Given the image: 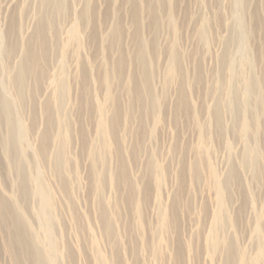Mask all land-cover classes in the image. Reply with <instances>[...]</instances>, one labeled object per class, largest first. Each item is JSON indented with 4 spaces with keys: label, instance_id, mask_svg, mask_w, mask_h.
I'll use <instances>...</instances> for the list:
<instances>
[{
    "label": "rangeland",
    "instance_id": "rangeland-1",
    "mask_svg": "<svg viewBox=\"0 0 264 264\" xmlns=\"http://www.w3.org/2000/svg\"><path fill=\"white\" fill-rule=\"evenodd\" d=\"M45 4L0 0V264H13L17 230L31 242L20 264L47 249L45 264H264V0ZM38 20L51 50L19 94L18 65L38 66Z\"/></svg>",
    "mask_w": 264,
    "mask_h": 264
},
{
    "label": "bare ground",
    "instance_id": "bare-ground-1",
    "mask_svg": "<svg viewBox=\"0 0 264 264\" xmlns=\"http://www.w3.org/2000/svg\"><path fill=\"white\" fill-rule=\"evenodd\" d=\"M156 1V0H155ZM158 1V0H157ZM234 1V0H233ZM86 2V1H85ZM218 2V1H217ZM148 3V2H147ZM86 4V3H85ZM154 5L156 4L155 2L153 3ZM169 4V3H168ZM237 4V3H236ZM137 5V4H136ZM148 5H149V3H148ZM167 5V4H166ZM170 5V4H169ZM235 5V4H234ZM150 6H151V3H150ZM149 6V7H150ZM240 6V5H239ZM238 6V7H239ZM87 7V6H86ZM137 7V6H136ZM235 7H237V6H235ZM237 7V8H238ZM44 8L47 10V11H49V10H52V12H55V11H58L59 10V12L60 11H62V10H64V8H65V0H46V4H45V6H44ZM147 8H148V6H147ZM150 8H152V7H150ZM154 8V7H153ZM152 8V9H153ZM236 8V9H237ZM137 10V9H136ZM151 10V9H150ZM149 10V11H150ZM154 10V9H153ZM153 10H151V11H153ZM238 11V10H237ZM42 12H43V10H42ZM44 12H46V11H44ZM59 12H57V13H59ZM154 12V11H153ZM155 12H156V8H155ZM239 12V11H238ZM242 12V11H241ZM56 14V13H55ZM242 14V13H241ZM57 15V14H56ZM242 17L241 18H243V15H241ZM51 17H53V16H51ZM236 17V16H235ZM132 18H135L134 16L133 17H131V19ZM137 19V18H136ZM40 20V19H39ZM38 20V21H39ZM138 20V19H137ZM236 21V20H235ZM45 22H46V20H45ZM45 22H43V21H39V24L37 25V27H36V29H35V32H34V34L37 36V38L39 39L38 41V44H37V47H38V51H37V47H36V49H35V51L32 49H30L31 51H29V52H31L32 54H33V51L35 52V54H36V52H38V61H37V64H38V66L36 67H33V63L31 62V61H29L28 60V58L26 59V60H24L23 58V60H22V62H21V64L20 65H18V70H17V72H16V79H18V81H19V83L17 82V84H18V86H17V88H18V90H19V94H21L22 93V91L24 90V86H25V83H24V79L26 78V76L28 75V73L29 72H33V71H37L38 73H35V77L38 79V80H40L41 78V76L42 75H44V74H42V73H45V72H43L44 71V68H45V66H44V68H42V66H41V63H42V61L44 62L46 59L48 60V52L51 50L50 49V45L48 44V42H47V37H46V32H41L40 31V29L43 31V24L45 23ZM134 22V21H133ZM132 22V24H134ZM139 23V22H138ZM157 23V22H156ZM156 23H154L155 25H156ZM236 23H237V25L240 27V25H241V21H240V19L238 18L237 19V21H236ZM264 22H262V23H260L259 25H260V28H261V24H263ZM114 24H116V26L115 27H117V23L115 22ZM136 24V23H135ZM243 24V23H242ZM139 25V24H138ZM259 25H258V27H259ZM264 25V24H263ZM120 26V25H119ZM135 26V25H134ZM244 26V25H243ZM115 27H113V29H112V31H114V32H117V30H116V28ZM139 27V26H138ZM156 27H158V23H157V26ZM119 27H117V29H118ZM136 28V27H135ZM237 28V27H236ZM262 28H263V26H262ZM140 29V28H139ZM240 30V32H238L239 33V38L241 39V38H243V31L244 30H241V27L239 28ZM244 29V28H243ZM264 29V28H263ZM55 30V29H54ZM138 30V29H137ZM139 32V31H138ZM237 32V31H236ZM45 33V34H44ZM237 33V34H238ZM245 33V32H244ZM58 34V33H57ZM56 34V35H57ZM119 34V33H118ZM54 35V34H53ZM111 35H115L114 33L112 34L111 33ZM138 35V34H137ZM51 37H52V35H51ZM72 39H74V40H76L77 41V38H78V33H77V31H75V32H73V33H71V36H70ZM112 37H114V36H112ZM116 37H118V36H116ZM140 37V36H139ZM33 38V37H32ZM55 38H56V36H55ZM111 38V37H110ZM34 39V38H33ZM112 39V38H111ZM116 39V38H115ZM239 39V40H240ZM52 40V39H51ZM50 39H48V41H51ZM114 40V39H113ZM118 40V39H117ZM26 41H28V40H26ZM34 41V40H33ZM36 41V40H35ZM56 41V40H55ZM52 42H54V41H52ZM112 42L110 41V44H111ZM34 44V43H33ZM32 44V45H33ZM52 44V43H51ZM54 45H55V43H53ZM27 45V44H26ZM30 45H31V43H30ZM54 45H53V47H54ZM79 45V44H78ZM138 46V45H137ZM27 47V46H26ZM31 48H32V46H30ZM55 48H56V46H55ZM119 48H121V47H119ZM147 48V47H146ZM54 49V48H53ZM144 49H145V47L143 48V44L141 43V45H139V48H138V51H137V54H136V57H137V59L138 60H141V62H142V60H144L143 59V54H144ZM246 49V48H245ZM118 50V49H117ZM147 49H145V51H146ZM23 52H24V50H23ZM27 52V51H26ZM25 52V53H26ZM53 52V51H52ZM65 53V52H64ZM248 52H247V49H246V54H247ZM31 54V55H32ZM50 54V53H49ZM52 54V53H51ZM23 55V54H22ZM120 55V54H119ZM244 55V54H243ZM121 56H122V54H121ZM244 56H246V55H244ZM25 57V56H24ZM36 57H37V55H36ZM120 57V56H119ZM123 57V56H122ZM239 57V55L237 56V58ZM142 58V59H141ZM244 58H246V57H244ZM248 58V57H247ZM36 59V58H35ZM231 59V58H230ZM37 60V59H36ZM53 60H54V58H53ZM56 60V59H55ZM117 60V59H116ZM239 60V59H238ZM242 60L243 59H241V62H242ZM249 61H250V57H249V59H248ZM50 61V60H49ZM249 61L247 62V63H249ZM54 62V61H53ZM64 62H65V59L63 60V57L59 60V63L58 64H60V70H61V72H65L66 70H65V68H67V67H65V64H64ZM123 62V58H119L118 59V61H116V64H115V69L117 68V69H121V67L120 66H122V63ZM240 62V63H241ZM251 62V61H250ZM35 63V62H34ZM40 63V64H39ZM49 63V62H48ZM48 63H47V65H48ZM170 63V62H169ZM243 63V62H242ZM242 63H241V65H242ZM246 63V64H247ZM42 64H44V63H42ZM175 65H176V61H175V63H174ZM46 65V64H45ZM46 65V66H47ZM230 65V64H229ZM244 65V64H243ZM248 65V64H247ZM124 66H125V64H124ZM173 66V65H172ZM172 66H171V64H170V67L172 68ZM236 66V65H235ZM148 67V66H147ZM146 67V68H147ZM82 68H83V66H82ZM81 68V69H82ZM86 69H87V67H85ZM145 67H143V72H142V76H143V78H144V81H145V86H144V89H145V91L144 90H140V93H138V94H140L141 95V93L143 92V93H146L147 95H149V97H150V100L152 99V98H154L153 97V93H151L153 90H151L150 89V86H151V80H152V75H151V73H149V70H147ZM175 68V67H174ZM233 68V67H232ZM43 69V70H42ZM84 69V68H83ZM116 69V70H117ZM122 70V69H121ZM231 70V69H230ZM86 71V70H85ZM173 70H171V72H172ZM42 72V73H41ZM47 72V71H46ZM81 72H83V73H81L82 75H85V73H84V70L82 71L81 70ZM88 72V71H87ZM42 74L40 77H39V74ZM32 74V73H31ZM63 74V73H62ZM88 74V73H87ZM87 74H86V77L85 78H87V77H89V76H87ZM150 74V75H149ZM46 75V74H45ZM58 75V74H57ZM65 75H66V73H65ZM89 75V74H88ZM170 75H171V73H170ZM33 76V75H32ZM59 76V75H58ZM44 77V76H43ZM55 77H56V75H55ZM54 77V78H55ZM65 77L66 76H64V78L63 79H65ZM82 77V76H81ZM84 77V76H83ZM1 78V77H0ZM40 78V79H39ZM33 79V78H32ZM35 79V78H34ZM63 79H56L55 80V82H56V84H57V86H58V88L56 89L57 90V95L58 96H60L61 97V93L63 92L64 93V90H66V87L67 86H65V84L66 83H64V81H63ZM36 80V79H35ZM251 80V79H250ZM54 81V80H53ZM245 81H246V79H245ZM251 82V81H250ZM255 81H253V83H254ZM27 83V82H26ZM245 83V82H244ZM243 83V84H244ZM261 82L259 81V82H257V84L259 85ZM1 85V84H0ZM15 85V84H14ZM38 85V84H37ZM246 85V84H245ZM16 86V85H15ZM238 86V85H237ZM241 87H242V85H241ZM245 87H247V86H245ZM244 87V88H245ZM250 87H252V82L250 83ZM3 88V87H2ZM1 88V89H2ZM16 88V89H17ZM3 90V89H2ZM150 90H151V92H150ZM4 92H6V93H4V92H2V95L4 94L6 97H7V101L5 100L4 101V104L6 103V104H10V107H11V104L13 105L15 102H14V100H19L18 98H10V97H8V95H7V91L6 90H3ZM62 91V92H61ZM142 91V92H141ZM243 91H244V89H243ZM245 91H247V92H250V88H247V90H246V88H245ZM246 92V93H247ZM0 93H1V91H0ZM62 93V94H63ZM143 93H142V95H143ZM231 93L233 94V90H231ZM245 92H244V94H246ZM251 93V92H250ZM11 94V93H10ZM17 94V93H16ZM15 94V95H16ZM18 94V95H19ZM54 94H55V92H54ZM248 94V93H247ZM145 95V94H144ZM1 96V95H0ZM13 96V95H12ZM22 96V95H21ZM54 97H55V95H53ZM15 97V96H14ZM246 97V96H245ZM2 99H3V97H1ZM1 98H0V101H1ZM58 98V100H61V98H63V97H61V98H59V97H57ZM230 98V97H229ZM21 99V98H20ZM57 100V101H58ZM146 100V99H145ZM155 100V99H154ZM3 101V100H2ZM149 101V100H148ZM153 102V101H152ZM18 103V102H17ZM61 103V102H60ZM244 103H246V100L244 101ZM1 104H3V103H0V105ZM5 104V105H6ZM16 104V103H15ZM21 104V103H20ZM20 104H18V105H20ZM17 105V106H18ZM59 105V104H58ZM245 106H246V104H244ZM20 107V106H19ZM22 107V106H21ZM26 108V107H25ZM12 109V108H11ZM117 109V108H116ZM215 109V108H214ZM7 110V109H6ZM34 110V109H33ZM102 109L101 108H99L98 109V112H99V114L101 113V119H100V121H99V124H98V131H99V133L103 136V139L105 140V142H104V146L105 147H107V145H108V140H106V136L108 135L107 134V130H108V127H107V124H106V122H105V118H104V114H103V111H101ZM216 110V109H215ZM1 111V110H0ZM116 111V110H115ZM8 112V111H7ZM13 113H12V119H13V121L11 122L14 126H16V124H18L19 126L18 127H20V129L22 128L23 129V127H21L22 126V123H21V121H20V117H19V115H18V113H17V111L16 110H14V111H12ZM0 113H2V112H0ZM20 113V112H19ZM113 117L115 116V114L114 115H112ZM244 117V116H243ZM11 118H9V120H10ZM111 119H115V118H111ZM8 119H7V121H9ZM10 123V122H9ZM10 123V124H11ZM244 123V122H243ZM242 123V124H243ZM67 124H68V122H67ZM66 124V126H68ZM245 124H247V122L245 123ZM10 126V125H9ZM49 126V125H48ZM115 126H116V124H115ZM246 126V125H245ZM243 128V127H242ZM246 128H247V126H246ZM9 129H12L11 127L9 128ZM8 129V132L9 131H12V130H9ZM15 130V129H14ZM14 130H13V132H14ZM244 130V129H243ZM23 131V130H22ZM10 133V132H9ZM45 133L46 132H44V135H45ZM11 134H13V133H11ZM16 134V133H15ZM10 135V134H9ZM14 137V135H12V138L11 139H14L13 138ZM22 137V136H21ZM15 140V139H14ZM22 140V139H21ZM61 140H64V142L66 141V139H61ZM62 142V144H64V142L63 141H61ZM62 146V145H61ZM65 146V145H64ZM9 147V146H8ZM11 147V146H10ZM8 152H10V151H8ZM12 152V151H11ZM11 156V155H10ZM148 168H150V167H148ZM147 168V169H148ZM217 181V180H216ZM23 182H25V181H23ZM22 182V184H23V187H24V184L25 183H23ZM36 184V183H35ZM26 186V185H25ZM22 187V188H23ZM47 187V186H46ZM21 188V189H22ZM216 188H217V192H219L221 195H222V186L220 185V183L219 182H216ZM26 189H28L27 188V186H26ZM35 189V188H34ZM23 191H24V189H22ZM21 190V191H22ZM28 191V190H27ZM25 192V191H24ZM26 193L27 192H25V193H21L22 195L24 194L25 196H26ZM21 196V195H20ZM19 198V197H18ZM22 198H23V196H22ZM48 198V197H47ZM4 199V198H3ZM1 200V199H0ZM5 200V199H4ZM22 200H24V199H22ZM7 201H9V200H7ZM14 201V200H13ZM1 202V201H0ZM3 202V206H5L6 205V200H5V203H4V201H2ZM10 202H12V201H10ZM18 202V201H17ZM16 203V202H15ZM14 202H13V206L12 205H8V207H7V205H6V209L7 208H9V206H12V210H13V212H14V210H16L17 211V214H15L16 216H18V218H19V220H20V218H21V213L19 212L20 211V209H19V207L15 204ZM1 204V203H0ZM19 205V204H18ZM1 206V208H2V210L4 209L3 207H2V205H0ZM20 206V205H19ZM55 206V205H54ZM11 208V207H10ZM9 208V210H11ZM14 208V209H13ZM5 210V209H4ZM8 210V209H7ZM12 210H11V212H12ZM51 210V209H50ZM40 211V210H39ZM4 212V211H3ZM2 212V213H3ZM5 212H7V211H5ZM4 212V213H5ZM11 212H9V213H11ZM13 212H12V214H13ZM3 213V214H4ZM15 213V212H14ZM43 213V212H42ZM2 214V215H3ZM6 214V213H5ZM41 214V213H40ZM55 214V213H54ZM3 216H7V214L6 215H3ZM10 216H11V214H10ZM10 216H9V218H10ZM13 216H14V214H13ZM16 216H14L15 218H16ZM40 216V215H39ZM8 217V216H7ZM6 217V218H7ZM41 218V217H40ZM103 218V217H102ZM17 219V218H16ZM21 219H23V218H21ZM3 220H10V219H4L3 218ZM15 220V219H14ZM18 220V219H17ZM19 220H18V222H19ZM105 219L103 218V220L102 221H104ZM13 220H12V218H11V220H10V222H12ZM23 221V220H22ZM21 221V222H22ZM5 222V221H4ZM6 223V222H5ZM8 223H9V221H8ZM20 223V222H19ZM19 223H18V225H19ZM24 223L26 224V222L25 221H23V225H24ZM4 224V223H3ZM10 224V223H9ZM14 225H17L16 224V222L15 223H13ZM107 226H108V224L107 223H105ZM6 225V224H5ZM4 225V226H5ZM13 225V226H14ZM27 225V224H26ZM258 226H259V224H258ZM14 227H16V226H14ZM13 227V228H14ZM19 227V226H18ZM52 227V226H51ZM28 228V227H27ZM46 228V230H47V227H45ZM259 228H261V227H259ZM23 229V228H22ZM14 230H15V228H14ZM20 230V229H19ZM25 230V229H24ZM45 230V229H44ZM48 230H49V228H48ZM20 231H22V230H20ZM30 231V230H29ZM16 232H18V233H22L23 234V231L22 232H19L18 230L17 231H15V233H14V240H13V245H9L8 246V244H9V242H10V236H9V240H8V238H7V244H6V247H7V249H8V251H9V254H10V257H11V261H13V264H20L21 263V261L22 260H24L25 259V257H23V256H21V251L22 250H24V253H27V251H26V249H28L29 250V248H30V246H31V242L27 239V238H17V236H18V234L16 233ZM258 232V231H257ZM256 232V233H257ZM25 234V233H24ZM49 237H50V231H49ZM47 236V235H46ZM15 239L17 240V241H20L21 242V246L20 247H18L17 246V243H16V241H15ZM48 239V238H47ZM51 239V238H50ZM50 239L48 240V241H50ZM45 240V239H44ZM19 242V243H20ZM51 243V242H50ZM47 244V243H46ZM52 244H53V242H52ZM19 248V250H18V248ZM46 246H49V245H46ZM54 247V246H53ZM37 253V254H36ZM35 254H36V260L37 261H35L36 263L38 262L39 264H45L44 262H46V260H49V259H51L49 256V249H47V251H45L44 253H42L41 251H38V252H36ZM9 257V258H10ZM56 260V259H55ZM59 261V260H58Z\"/></svg>",
    "mask_w": 264,
    "mask_h": 264
}]
</instances>
